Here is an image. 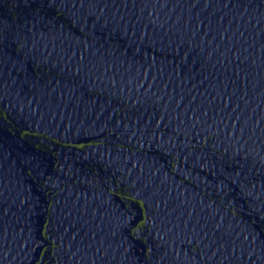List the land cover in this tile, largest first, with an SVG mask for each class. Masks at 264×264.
Returning a JSON list of instances; mask_svg holds the SVG:
<instances>
[{"label":"water","instance_id":"1","mask_svg":"<svg viewBox=\"0 0 264 264\" xmlns=\"http://www.w3.org/2000/svg\"><path fill=\"white\" fill-rule=\"evenodd\" d=\"M0 264H264V0H0Z\"/></svg>","mask_w":264,"mask_h":264}]
</instances>
